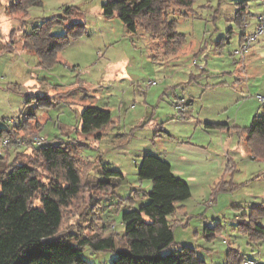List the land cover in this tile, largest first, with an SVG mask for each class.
I'll list each match as a JSON object with an SVG mask.
<instances>
[{"label": "rangeland", "instance_id": "1", "mask_svg": "<svg viewBox=\"0 0 264 264\" xmlns=\"http://www.w3.org/2000/svg\"><path fill=\"white\" fill-rule=\"evenodd\" d=\"M13 1L0 0V127L33 117L43 125V143L69 141L85 183L65 210L63 230L76 238L113 233L124 246L122 213L148 201L152 181L141 179L139 166L152 154L169 161L192 191L169 217L171 248L191 246L206 264H231L237 252V264H264V234L254 232L256 224L264 227V155L239 129L264 108V32L256 19L264 0L172 7L177 35L170 39L132 32L117 13H105L108 0H42L28 16L11 13ZM241 1L248 14L238 20ZM67 5L85 32L60 51L62 61L42 66L23 47V35ZM66 32L62 23L51 29ZM248 34L253 39L242 53ZM85 104L111 111L112 123L97 130L101 136L82 132ZM26 147L0 141L9 161ZM102 164L122 173L112 186L99 183ZM82 254L88 264H112L116 256L89 246Z\"/></svg>", "mask_w": 264, "mask_h": 264}, {"label": "trees", "instance_id": "2", "mask_svg": "<svg viewBox=\"0 0 264 264\" xmlns=\"http://www.w3.org/2000/svg\"><path fill=\"white\" fill-rule=\"evenodd\" d=\"M194 2L108 0L105 13H117L134 33L145 31L151 37L170 39L177 35L176 20H170L172 7L190 10ZM41 3L42 0H16L9 10L28 16L29 8ZM74 14L75 7L67 5L62 14L43 20L30 33L25 31L23 47L33 50L42 66L51 67L62 61L60 51L71 38L85 32L84 23L74 21ZM245 16V2L241 1L237 18L242 20ZM58 23L65 24V34L51 33ZM45 95L39 99H46ZM31 119L33 117L8 129L0 127V141L10 139L6 146L10 148L19 138L30 141L41 135L40 122ZM112 121L109 109L85 104L81 130L85 134L96 132ZM239 129L245 133L254 153L264 155V108L254 115L249 126ZM68 143L64 140L43 144L30 141L26 144L28 150L17 152L11 161L0 153V264H88L82 254L87 246L94 251L115 252L112 264H206L191 246L171 248L175 233L169 217L176 212L178 202L188 199L192 191L189 183L174 172L172 164L157 155H146L139 166L141 179H150L152 189L146 203L122 213L124 246L118 247L113 233L94 232L76 238L72 231L63 230L65 210L79 196L85 183L84 169ZM23 157L30 160L25 161ZM39 166L48 172V181L41 177ZM101 171L99 183L108 187L114 184L115 176L122 174L104 164ZM254 232L258 237L264 234V227L256 224ZM237 253L231 264L241 259Z\"/></svg>", "mask_w": 264, "mask_h": 264}, {"label": "built area", "instance_id": "3", "mask_svg": "<svg viewBox=\"0 0 264 264\" xmlns=\"http://www.w3.org/2000/svg\"><path fill=\"white\" fill-rule=\"evenodd\" d=\"M258 29H259V32H264V13H262L258 17ZM255 37L256 36H254V38ZM252 39H253L252 35H250L249 37L246 38V41L242 45V53L248 49V46L250 45ZM260 99L264 100V96H260ZM30 141L33 142V143H43L44 141H46V137H44L42 135H39V136H36L35 138H33V140H30ZM30 141L26 140V139L19 138V139H17L16 142H17V145H25V144L29 143ZM2 143L6 147L10 143V139L7 138ZM247 263H249V262L246 261L245 264H247Z\"/></svg>", "mask_w": 264, "mask_h": 264}, {"label": "crops", "instance_id": "4", "mask_svg": "<svg viewBox=\"0 0 264 264\" xmlns=\"http://www.w3.org/2000/svg\"><path fill=\"white\" fill-rule=\"evenodd\" d=\"M243 2H245L246 16H247V14H248V11H247V10H248V8H247L248 6H247V5H248V4H247L246 1H243ZM262 13H264V11L261 12V14H262ZM261 14H259L257 17H259ZM256 19H258V18H256ZM257 22H258V20H257ZM257 27H258V23H257ZM250 35H251V34H248V36H246V38L249 37ZM31 121H33V120L31 119ZM34 121H36V120H34ZM36 122H39V121H36ZM40 124H41V127H40V133H39V134H41V131H42V128H43V125H42L41 122H40ZM96 132H97V131H96ZM43 134H44V133H43ZM172 167H173V165H172ZM176 174H177V173H176Z\"/></svg>", "mask_w": 264, "mask_h": 264}]
</instances>
